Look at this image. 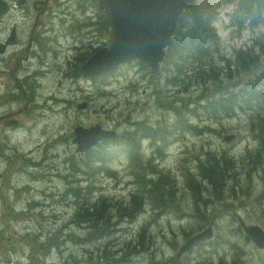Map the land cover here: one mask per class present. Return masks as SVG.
Here are the masks:
<instances>
[{"label": "rangeland", "instance_id": "374dc122", "mask_svg": "<svg viewBox=\"0 0 264 264\" xmlns=\"http://www.w3.org/2000/svg\"><path fill=\"white\" fill-rule=\"evenodd\" d=\"M226 1L228 0H200V4L207 7L206 9L204 7L207 18L212 21L218 32L221 54H229L234 47L241 45L249 46L257 43L264 45V0H258L261 10L257 16L252 15V19H247L249 9L252 7V0ZM208 2H210L209 5L207 4ZM94 3L91 8L96 10V17L92 20L90 11L88 12L89 16L82 13L83 2H79L80 6L75 5L74 8L65 7L64 10L59 12L61 15L63 13L67 15V26H70L65 30V35L68 36L65 40L64 35L61 37L62 40L60 38L52 39L45 35V32L49 29H56L57 33V30L64 23L61 20L54 19V21L38 28L37 33H42L45 37L42 40L35 39V42L31 44L26 64L31 68V71L36 66L48 64L51 61L48 68L52 74H45V77H39L40 80H44L41 89L39 87L28 89L27 95L22 96L16 102V105H22L26 101L29 102L28 111L22 116L21 123L18 126L14 124L4 125L2 121L7 116L0 117V230L4 236H11V242L8 247L0 243V264H94L96 262L107 264L108 260L105 261L100 259V257L98 258L97 254H101L102 248L109 253L111 247H108L107 250V240L115 231L113 227H119L118 224L121 220L131 219L134 216L132 210L136 211V209L128 210L120 202L97 200L93 197V192L81 190L80 188L89 187L95 189V187L102 186L100 182H107V189L122 192L126 189V185L121 184L119 181L120 175L125 173L124 164L121 161L123 157L120 155L111 160L110 167L118 173L117 178L114 173L108 175V177L106 174L101 173L103 170H106L105 163L97 165L93 161V157L81 159L80 155H75L71 163V170L66 174H62L61 179H58L55 174L58 168L61 169L64 165H68V163L65 164L67 156L64 152L68 151L71 146L76 151V143L73 142L75 136L73 129L76 125L89 127L99 123L106 129L118 132L127 128L129 123L138 122L139 119L148 120L151 127L142 136L141 140L135 142L133 146L135 151L138 152V158L140 155L142 156V152L144 155L149 154L153 156L154 149H156L165 158L163 160L156 159L153 162H157V167L163 172L174 174L172 170L174 169L175 162L183 161L181 152L176 148L178 144L186 142L188 149L195 153V160L198 165L201 166L205 160L212 157L215 158V163L210 161L209 164L216 165L214 167L215 173H219L220 177L225 176L226 173L223 180L211 179V186L207 191V197H212V200L206 202L203 214H200L201 221L207 219L205 223H213L215 225L218 236L207 246L193 250L186 257H184L186 249H183L177 253L178 258L176 257V262L172 261V264H195L194 261H202L196 260V257H201L203 254H207V257H210L217 248L224 250L225 254H236V260L232 261L235 264H264V248H256L233 217L215 213L217 205L220 208L223 202H232L231 200L234 201L236 199L235 203L231 204L232 206H224L225 213L234 211V216L237 219L244 220L248 224L256 223V225L264 230V207L261 206L264 204V158L256 154L261 151L260 147L255 149L249 148L251 146L250 141L247 139V136L250 137L249 132L246 133L243 129L236 127L237 123L240 124V120L243 119L244 121V117L247 115L246 110L249 106L255 111L253 103H260V98H245L242 102L240 98L241 93L239 89H236V96L233 97L235 101L230 105V109L228 108L230 111L219 110V104L217 108H215L217 104L204 106L210 97H208L209 94L207 95L203 85H200L198 87L201 89V93L207 95L202 105V111L197 108L195 113L187 118L183 126L174 129L167 136V134H163L160 130L155 129L158 126L156 125L158 120L160 119L162 122V118L167 117L168 112L171 111L173 116L177 114L183 118L185 109L194 106L189 105L190 103L188 102H184L183 108L178 109L177 113L176 102H168L161 99L154 102L151 101L149 95L157 97L159 92L153 90L154 78L152 76L146 78L143 73L144 67L140 64H130L122 68V71L118 72L122 75L113 76L110 78L111 81L109 83H106L107 79L100 81L90 80L88 91L87 85L84 87L86 91L71 90L67 85L74 80L78 81V79L76 74L73 73V60L67 56V49L72 48V45L75 46V41L79 45L82 44L78 35L82 34L85 39L82 46L77 48V61L81 57H85L93 46L97 47L98 43H108V22L103 16V12L97 2L94 1ZM56 4L55 1L51 6H55ZM237 4L243 5L240 18H244V15H246V19L240 26L233 23L234 16H230L231 11L233 8H236ZM32 18L33 15L31 13L27 14L22 10L13 9L0 23L1 34L7 35L11 24H15L18 34L21 36L20 40L23 39L22 37L28 34L30 28L29 19ZM50 20L51 15H48L47 21ZM191 24V20L188 22L184 21L182 23V33H184L186 28L189 29ZM92 25H95V29ZM87 26H89V29H87ZM80 29H82V33H79ZM92 31L95 32L93 33ZM182 46L185 45L183 44ZM199 46L204 49L205 42H202ZM174 49L183 53L186 59L188 56L191 58V61H196L205 59V54L214 49V47L208 43L207 48L202 52L203 55H200V52L187 50L186 48L181 50L179 45ZM170 54L171 57L168 60L169 66L175 63L186 66L185 61L179 62V59L176 58L172 50H170ZM2 58L3 56H0V94H8L10 88L17 93L18 88L15 86V83L24 77L30 81L34 74L25 76L22 75L23 72L6 68L2 62ZM65 61L69 65L64 64ZM59 67L62 69L59 70ZM190 67L196 72L205 74L214 81L223 77V71L216 70L214 67L211 72L208 70L207 65H200L195 62H192ZM257 68H260L259 64L249 65V74L247 76L249 81L241 83V86L249 88L253 85L258 72ZM135 69L142 74L141 77L144 80L130 83L129 78H131V74ZM186 76L189 75L186 74ZM83 78L89 80L91 76L83 75ZM104 83L110 84L109 87L112 86L105 94H103L104 92H100L101 86ZM124 84H131L135 90L122 89L126 88ZM148 84H150V87ZM231 84L232 82L221 84V88H225ZM147 85L148 87L146 88L145 86ZM211 88L212 92L217 90L214 84H212ZM40 91H42L41 97L38 98L37 102L35 96ZM64 91L70 97L77 95V93H85L84 96L79 97L82 100L77 102L79 106L83 105V107L79 109L76 104L75 108L73 101L67 102L63 107L60 106L58 111L54 112L50 118L51 125L47 131V126L43 127L44 118L42 117L45 105L48 102L50 103L54 98L53 95H64ZM197 91L196 89L191 90L192 93ZM201 93L191 96L195 97ZM47 95H49V99L46 98ZM218 97L216 95L210 99L214 98L212 100H215ZM210 102L212 103L209 100L207 104ZM38 105H40V108H38ZM177 106H179V103ZM238 110H241V115H236ZM49 111L51 112V108H49ZM38 116L39 118L37 119L36 117ZM60 132H64L65 137L63 136L64 134L54 137ZM254 132L264 142V125L259 126ZM233 133L238 134L234 140L231 139L226 142L223 139L225 135ZM44 144H48L50 147L62 144L63 152H57V149L46 151ZM147 147L152 150L149 151ZM17 149L20 151H17ZM29 163L31 166H29ZM76 170H78L77 173ZM82 174L87 175L86 181L82 182L80 184L81 187L78 189V183L74 182V179ZM92 174L94 176L99 175V177H93ZM255 176H257L256 179H254ZM128 179L129 177H126V180ZM200 179L202 180L199 175L198 180ZM144 180L145 182L138 183L133 189V205L136 207L146 201H151L158 212L161 211L166 203H170L178 208L182 202L187 200L188 195L192 200L196 196L199 198L206 197L200 184L203 188L210 185L208 181L202 180L200 184L198 181H189L179 186L173 179L159 171H155L152 176H145ZM48 181L52 182L47 183ZM65 182L66 187L72 192L69 195H67L68 192L65 194L60 193L65 188ZM86 182L91 183L88 185ZM214 185L218 186L225 193L218 192L219 189H214L216 188ZM195 187L199 191L196 194H194ZM57 188H59L58 195L56 192ZM176 193L180 194V201L175 200ZM250 196L251 198L248 199ZM30 201L41 205H29L32 203ZM19 202H21L22 208L12 207L16 206ZM70 204H72L71 210L79 214L86 213L85 218L79 221L80 226L86 229L90 228L91 225H96L97 231L102 234L101 237L97 236L96 232L92 230L84 231V229L77 230L75 228L76 231L73 229L75 235L70 234L69 241L84 238V236L77 237L76 235H85L91 239L92 243L81 245L80 248L74 243L59 245L62 235L57 234L52 235L51 240L56 241V245L51 246V253L43 254V252L36 250L35 247L28 249L23 245V240H29L33 236L41 237V242L48 243L49 236L47 233H53L56 229L54 219L58 217L61 209L67 208ZM188 209L190 213L195 214L196 205L194 201ZM176 213L175 211V215ZM15 214L16 218L11 219ZM214 215L219 217H214ZM73 221L74 225L77 226L75 215L73 216ZM178 227H182V229L177 240L184 235L183 230L187 232L191 231L198 227V224L190 226L185 223V227L181 225H178ZM131 228L132 230L138 228L144 231L133 250H122L126 252L124 254L128 255L126 257L129 259L127 261L128 264H141L142 255L144 258L147 254V241L150 242L151 234L144 225L139 226L138 222L132 224ZM25 230H27L26 236L23 235ZM120 233H117L114 237V239L118 238L117 244H120ZM200 235L201 239L204 236L203 239L208 237V229L201 231ZM219 235L224 236L225 239H219ZM127 239H129L128 234L123 236V241ZM3 243L5 244L6 242ZM114 244L116 245V243ZM174 244L175 242L171 246L173 247ZM62 246L69 247L72 255H68V251L65 249L62 252L60 248ZM154 246L159 248L153 247L154 253L164 248L158 240L154 241ZM47 250L48 246L45 251ZM31 257H34L32 263L30 261ZM116 259L121 262L116 264L123 263L120 257ZM220 259L222 258L217 255L218 264H220Z\"/></svg>", "mask_w": 264, "mask_h": 264}, {"label": "trees", "instance_id": "16d2710c", "mask_svg": "<svg viewBox=\"0 0 264 264\" xmlns=\"http://www.w3.org/2000/svg\"><path fill=\"white\" fill-rule=\"evenodd\" d=\"M260 10L261 8L259 1L252 0V7L251 9H249L247 19H252V15L257 16L260 13ZM241 11H242V5L239 6L237 13L234 14L233 23H235L238 26L242 25L243 21L246 19L245 18L246 15H244V18L243 17L240 18ZM190 20L192 23L191 26L189 27V29L186 28L184 30V33H182V23L184 21L188 22ZM211 22L212 21L207 18L206 12L204 11L202 6H197L189 11H186L182 15L178 29L174 36L175 41L173 42L171 48L167 49L169 51L165 63L162 66V70L158 74L152 76L154 78L153 82H156L152 86V88L155 91L157 90L159 94L157 95V97L149 95L151 97L150 100L157 101L161 99L163 101L166 100L168 102H176L175 105L177 107V113H178V109L183 108V103L188 102L190 103L189 105L194 106L186 110V113H189L188 117H190L195 113V110L197 108L200 111H202V105L205 102L208 94H209L208 97L210 98L216 95L221 98L218 97L215 100H212L214 98L212 99L209 98V100L212 101V103L210 102L207 104V102L209 101L207 100L204 106L217 104L215 105V108H217L219 104V110H227V111H230L229 110L230 105H232L235 101L233 97L236 96V92H237L236 89H239L241 93L240 98L242 102L245 100V98L252 99L255 97H259L261 102L253 103L255 107V111H253V109L249 106V108L246 110L247 115H245L244 121L243 119L240 120V124L237 123L236 127H238L239 129H243V131L246 133L249 132V135L251 137L250 138L249 136H247V139L251 143V146L249 148L255 149L257 147H260L261 151L256 154L257 156L264 158V142L254 132L259 128V126L264 125V45L257 43L249 46L238 47L235 48L229 56L223 57L218 49L217 36L214 29L211 26ZM202 42H205L204 49H202L199 46ZM208 43L212 45L214 49L206 53L205 59L203 58L202 60L199 59L196 61H191V58L187 56L186 59L183 56V53L178 52L174 49L176 46L179 45L181 50H184L186 48L187 50L189 49V50H194L196 52H200L199 54L203 55L202 52L207 48ZM183 44L185 46H182ZM170 50H172L175 53V56L177 59H179V62L185 61L186 66L179 63H175L169 66L168 60L171 57ZM192 62H195L196 64H200V65H207L208 70H210V72L213 67L216 70H221L223 71V77H221V79L218 78L214 81L210 77H207L205 74L193 70L190 67ZM256 64H259L260 68H257L258 72L256 78L253 81V85L249 88L247 86H241V83L249 81L247 79V76L249 74V65H256ZM142 66L144 67L143 73L147 75L146 78L150 77L148 74L147 66L146 65H142ZM186 74H188L189 76H186ZM100 80H105V77L95 79L94 81H100ZM228 82H232V84L230 86H226L225 88H221V84H226ZM212 84H214L217 89L214 92H212V88H211ZM148 85L146 87H148ZM200 85H203L207 95L201 93V89L198 87ZM192 89H196L198 91L192 93L191 92ZM198 93L201 94L192 97L193 95ZM178 103L179 106H177ZM168 113L171 114V112ZM241 114H242L241 110H238L236 113V115H241ZM174 117L175 120L173 121V124L175 125L173 126V128L171 126L172 131L178 127L183 126L184 124L183 121L179 120L178 118L179 116L177 114ZM188 117L185 116L184 118L185 123ZM135 126L132 125V123H129L127 128L118 131L114 137L103 140L90 151L80 154L81 159H89L93 157V161H95L97 165L99 164L103 165V163H105L106 170H103L101 173H105L106 175H111L112 173L109 172L107 168L108 166H110L111 160L114 157L121 155L123 157L121 161L123 162L125 169L124 179L126 180V177H129L128 180L132 181L131 189H129L130 192H133L134 187L138 185V183L145 182L144 180L145 176L147 175L152 176L155 173V171H159L164 175H166L167 177L173 179L179 186H182L188 183L189 181H194V182L198 181V183L200 184L202 180L208 181V183L210 184L209 186H205L204 188L200 184L206 197L199 198L196 196V198L192 200V198L188 195L187 200L185 202H182L178 208L172 205L174 209H176L175 211L177 212L174 217H171V213L169 211V208L167 207L168 205H171L170 203H166L164 207L161 209V211L158 212L156 211V208L153 206L151 201H146L145 203H142L134 207L133 193L132 195L129 196L125 190H124L125 191L124 194H117L115 192L109 191L108 189H103L100 187H97L95 190L91 191L94 193V196H96L95 199L97 200L120 202L128 210L133 208L136 209V211L132 210L134 216H132L131 219L121 220L118 225L119 227H123V228H126L127 225L132 227V224L136 222H138L139 226L144 225L147 231L151 234V240L150 242L147 241V245H148L147 254L144 256V258L143 255L142 258L140 257L141 264H162L165 259L160 258V252L158 250L155 253L153 252V247L151 246V244L154 243V241L158 240L160 241L161 245L164 246V248L161 249L162 253L164 254L166 253L165 246L168 249H170L169 252L167 253L172 255V258L174 259L175 250L181 247V245L185 242V240L188 237H190L193 233L198 232L203 227L206 226L211 227L213 232V239H215L218 236L215 225L213 223H205L207 219L201 221L200 214H203L206 202L212 200V197L210 198L207 197L208 194L207 191L210 189L211 186L210 183L211 179L223 180V178H225L226 176V173L225 176L223 177H220L219 173L217 172H216L217 174L215 173L214 167L216 165L209 164L210 161H213L215 163V158L212 157L205 160L203 164H201V166L198 165L195 160L196 157L195 153L191 152L188 149V144L186 142L178 144L176 148L178 151L181 152L183 161L175 162L174 169L172 170L174 174H170L169 172H163L153 162L154 160H156V154H157L156 149H154L153 156L149 154L144 155L142 152V156H139L138 158V152L135 151L133 147L135 142L140 141L142 136L151 127L150 123L140 121ZM164 128L165 131L168 130L167 127ZM155 129L161 131V125H158V127H156ZM126 130L131 131V133L126 134L125 133ZM150 146L152 145L150 144ZM147 149L149 151L152 150L151 148L148 147ZM175 167H177V169H175ZM199 175L202 178V180L201 179L198 180ZM82 176H87V175H82ZM93 177L98 178L99 175L97 176L93 175ZM256 177L257 176H255L254 179H256ZM87 183L89 182H86V184ZM100 183L102 184V186L105 185L104 182H100ZM214 186L216 187L214 189H219L218 186L216 185ZM198 192L199 191L197 187H195L194 194ZM218 192H224V191L222 189H219ZM69 194L70 193H68L67 195ZM250 198L251 196L248 199ZM175 200L178 201L181 200L179 193L175 194ZM193 201L194 204L196 205L195 214L190 213L189 212L190 210L188 209V207L193 203ZM234 201H236V199H234ZM261 206L264 207V204ZM166 208L167 210H164ZM185 212L187 214H185ZM205 212L207 213L206 210ZM215 213L219 214V212H217L216 210ZM76 215H79V221H81L85 218L86 213L84 212L82 214H79L76 212ZM214 217H219V216L214 215ZM79 221H78V230L81 229ZM140 221H142V223H140ZM185 223L190 226H194L195 224H198V227L188 232L183 230L184 235L179 240H177L180 231L182 229V227H178V225L185 227ZM71 228H73V225H71ZM97 229L98 228L96 225H91L90 228H86L84 229V231L92 230L96 232L97 236L101 237L102 234L98 232ZM143 231H144L143 229L140 230L136 228L135 230H133L131 233L128 234L129 235L128 241L124 240L126 242L123 241V236L127 234L121 232L120 244H119V246H121L120 248L126 250L127 249L133 250L138 244ZM113 236L114 234H112L110 238H112ZM219 239L224 240L225 238L224 236L219 235ZM73 242L74 244L79 246V248L81 245H88L92 243L91 239L87 236H85L84 239H73ZM173 242H175V244L172 247L171 245ZM200 248L202 247L199 246L197 249ZM107 250H108V246H107ZM121 253L122 254L120 255L122 256L123 259L125 257H128L127 254H124L126 253L124 250ZM217 255L220 258H222L220 259V264H224V263L235 264L232 261H235L237 258L236 254L234 253L225 254L224 250L217 248L216 251L210 255V257H207V254H203L201 257H196V260H202L197 262L196 264H218ZM124 263L128 264L127 262Z\"/></svg>", "mask_w": 264, "mask_h": 264}, {"label": "water", "instance_id": "95a60500", "mask_svg": "<svg viewBox=\"0 0 264 264\" xmlns=\"http://www.w3.org/2000/svg\"><path fill=\"white\" fill-rule=\"evenodd\" d=\"M110 26L107 47L97 50L86 66L93 69H111L131 58L146 61L155 71L164 54V47L171 44V35L175 31L180 13L193 6L196 0H95ZM7 5L0 0V14ZM96 74V72H90ZM82 149H88L98 139L115 135L113 130H104L99 125L83 129L76 128ZM235 136L230 135L227 140ZM87 138V140L85 139ZM230 205V204H225ZM224 205V206H225ZM249 229L259 232L261 229L251 225ZM201 235L191 241L197 242ZM264 245V241L262 245ZM186 249V247L184 248Z\"/></svg>", "mask_w": 264, "mask_h": 264}, {"label": "flooded vegetation", "instance_id": "af4514ba", "mask_svg": "<svg viewBox=\"0 0 264 264\" xmlns=\"http://www.w3.org/2000/svg\"><path fill=\"white\" fill-rule=\"evenodd\" d=\"M4 1L10 6V11L8 13L0 16V23L14 8L22 10V11L26 12L27 14L31 13L33 15V18L29 19V27L30 28H29L28 34L24 35L22 37L23 39H21V40H20L21 36L18 34V29H17V26L15 24H11L10 31L7 35H2L1 34V28H0V56H3V58H2L3 64L6 66V68H10L13 71H20L23 73H26L29 70V66L25 62V60L27 59V50L30 47L31 43L35 39L40 38V37H37V34H38L37 30L39 27L45 25V23L43 22V20H44L43 17L45 15L50 16V14L52 12H58V10H60L64 6L72 5L73 8L75 5L80 6L79 0H7V1L4 0ZM55 1L57 4L55 6H51V4ZM81 1L84 4L82 13H85L86 11H90L92 17L94 15H96V10L91 8V6L93 5V1H91V0H81ZM238 8L239 7L235 8L232 15L237 13ZM52 21H54V18H53V20H50L49 22H52ZM31 24H32V26H31ZM92 26L94 27V25H92ZM94 29H95V27H94ZM92 32H95V31H92ZM1 51H3V52H1ZM45 74L49 75V72L47 70H45ZM39 77H45V75L44 74L36 75L30 81H28L26 79V77H24L20 81H17L15 83V86L18 88L17 93L14 92L12 88H10L8 94H5V95L0 94V117L7 116V118L2 121V124H14V125L18 126L21 123L20 119L23 115H25L27 113L28 107H29V102L26 101L22 105H16V102L22 96L27 95L28 89H31L34 87H39L41 89L42 82L44 80H40ZM155 83L156 82H154V84ZM86 85H88V84L83 83L79 80L78 81L74 80L73 82L68 84L67 87H69L71 90H74V91H79V90L80 91L81 90L86 91V89L84 88ZM42 91H44V90H42ZM42 91H40V93L37 96H35V100L37 102H38V98L41 97ZM53 97L54 98L50 101V103L49 102L46 103L45 108H44V112L42 113V117L44 118L43 127L47 126V131L50 129V125H51L50 118L53 116V113L58 111L61 104L66 103V101L70 99V95L65 93V91H64V95L58 94V95H53ZM46 98L49 99V95H47ZM38 106H39L38 108H40V105H38ZM49 108H51V112L49 111ZM190 108L191 107H188L185 109L183 118L178 117L179 120L184 122V124H185V121H184L185 116L188 117V115H189V113H186V110H188ZM36 118L38 119L39 116ZM174 120H175V117L171 113V114H168L167 117L162 118V122L159 119L158 122L156 123V125L163 124V125H167L168 127L172 126V128H173V126L175 124H173L172 122ZM139 122L140 121L133 122V123L131 122V123L135 126V124H137ZM156 127H158V126H156ZM161 128H162V126H161ZM162 129H164V128H162ZM125 133L129 134V133H131V131L126 130ZM161 133L164 134V132H161ZM168 133H170V130H168ZM48 144L47 145L44 144L46 151H51L53 149H57V152H63L62 144L52 145L51 147H50V145L48 146ZM156 158H158V159L162 158V160H163L165 157L162 153L157 151ZM30 202H33V201H30ZM167 207L169 208V211L171 213V217H174L175 216L174 207L172 205H168ZM164 210H167V208ZM14 218H16V214L13 217H11V219H14ZM113 229L115 230L113 233L114 236L107 240L108 241L107 246L111 247L109 253H106L105 249L102 248L101 254H97L98 258L100 257V259L105 260V261L108 260L107 264H114L116 262V260H114L113 258L110 257V254L111 255H115V254L120 255V254H122L121 252L123 251L122 248H120L121 246H119V244H117L118 238L114 239V237L117 233L122 232L123 231L122 229H125V228L113 227ZM69 233L72 235H75V231H73V229ZM3 239L4 238L1 237V232H0V243ZM10 239L11 238L8 236L7 240H10ZM70 243H73V241H67V239L64 240L65 245H69ZM114 243H116V245ZM60 248L62 249V252H64V249H65L68 251L67 252L68 255H70V256L72 255L70 253L69 247H63L62 246ZM124 260H125V262L129 261V259H127V258H124Z\"/></svg>", "mask_w": 264, "mask_h": 264}, {"label": "bare ground", "instance_id": "6f19581e", "mask_svg": "<svg viewBox=\"0 0 264 264\" xmlns=\"http://www.w3.org/2000/svg\"><path fill=\"white\" fill-rule=\"evenodd\" d=\"M149 87H150V85H149ZM168 112V111H167ZM172 112V111H171ZM169 114V113H168ZM173 123V122H172ZM135 124V123H134ZM136 125V124H135ZM140 126V125H139ZM161 126H162V128H164V127H167L168 128V130H170V131H172V128L171 127H168V126H165V125H163V124H161ZM136 127V126H135ZM161 128V132H164V134H167V136L169 135V133H168V130L167 131H165V128L164 129H162ZM160 137V136H159ZM227 137H228V135H225L224 137H223V139L226 141V142H228V140H227ZM47 147V146H46ZM156 159H158V158H156ZM160 159V158H159ZM160 160H162V158L160 159ZM235 218V220L237 221V223L239 224V226L241 227V229H242V231L244 232V234L247 236V237H249V239L252 241V243L254 244V246L256 247V248H259L260 249V246H261V243L260 242H258V241H256V240H254L253 239V237H252V231L249 229V227L251 226V224H248V223H246L244 220H240V219H237L236 217H234ZM215 220V219H214ZM211 222V221H210ZM122 230H124V229H122ZM120 232V231H119ZM117 239V238H116ZM64 240H66V239H64ZM156 248L157 249H159L157 246H156ZM154 252V251H153ZM138 253V252H137ZM136 257V256H135ZM126 258V257H125Z\"/></svg>", "mask_w": 264, "mask_h": 264}]
</instances>
